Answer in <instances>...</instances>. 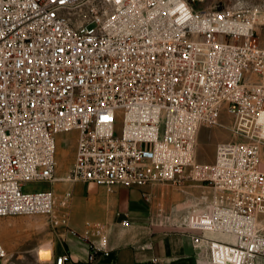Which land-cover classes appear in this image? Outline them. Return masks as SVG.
I'll use <instances>...</instances> for the list:
<instances>
[{"label":"built area","instance_id":"built-area-1","mask_svg":"<svg viewBox=\"0 0 264 264\" xmlns=\"http://www.w3.org/2000/svg\"><path fill=\"white\" fill-rule=\"evenodd\" d=\"M198 1L0 0V217L45 214L67 226L71 192L57 204L52 188L25 191L32 181L138 188L148 200V187L191 179L212 189L180 216L194 247L211 264H258L264 8ZM82 8L90 19L75 26L69 15ZM225 113L236 138L217 143L212 163L198 161L201 129L225 126ZM70 130L76 156L60 178L56 137ZM87 226L98 237L93 261L110 248L104 225ZM6 256L0 240V264Z\"/></svg>","mask_w":264,"mask_h":264},{"label":"rangeland","instance_id":"rangeland-1","mask_svg":"<svg viewBox=\"0 0 264 264\" xmlns=\"http://www.w3.org/2000/svg\"><path fill=\"white\" fill-rule=\"evenodd\" d=\"M198 8L233 7L245 8L259 6L264 8V0H200L195 3ZM73 24L83 23L90 19L88 8L79 9L69 15ZM225 126H204L199 135L197 159L202 163H212L215 159L216 146L220 141H228L236 138L233 131L228 127L232 117L228 114L222 116ZM57 141V176L63 177L75 160L78 131L70 130L61 132L56 137ZM264 158V147L262 148ZM63 180L27 182L25 191H37L44 188H52L56 195ZM81 182V181H79ZM148 200L132 191L133 203H145V209L150 217L149 225L161 231L174 232L179 229L181 213L202 205L207 197L211 196L212 189L201 182L183 179L178 183H157L147 188ZM87 189L82 190V195L88 197L93 193ZM142 193V191H141ZM181 211L176 212L175 208ZM191 207V208H190ZM57 213L63 212V207H56ZM172 209L175 212H172ZM168 215H171L168 217ZM68 225V223H67ZM63 225H55L52 216L45 214H21L0 217V240L7 250V256L2 264H44L41 260L52 258V242L54 248L62 242ZM215 237V236H214ZM220 240H229L226 236H216ZM264 256V255H263Z\"/></svg>","mask_w":264,"mask_h":264},{"label":"crops","instance_id":"crops-1","mask_svg":"<svg viewBox=\"0 0 264 264\" xmlns=\"http://www.w3.org/2000/svg\"><path fill=\"white\" fill-rule=\"evenodd\" d=\"M85 189L91 191L92 196L82 195ZM133 190L142 195L138 188L116 186L110 189L93 183L62 181L57 190V204L67 191L72 194L68 225L63 226L62 242L57 249L52 242V258L41 262L55 264L56 255L68 253L70 258L66 264H211L194 247L185 227L166 232L150 226L145 201L133 203ZM125 213L130 218L128 226L122 224ZM89 222L106 227L110 248L108 254L101 252L93 261L89 260L90 242L98 237L87 226ZM154 257L158 263L152 261ZM258 264H264L263 255Z\"/></svg>","mask_w":264,"mask_h":264}]
</instances>
